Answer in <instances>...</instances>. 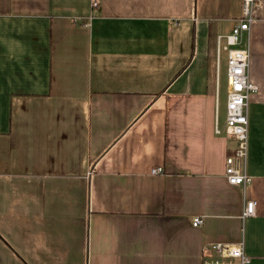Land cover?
I'll list each match as a JSON object with an SVG mask.
<instances>
[{
    "label": "crops",
    "instance_id": "1",
    "mask_svg": "<svg viewBox=\"0 0 264 264\" xmlns=\"http://www.w3.org/2000/svg\"><path fill=\"white\" fill-rule=\"evenodd\" d=\"M253 14L244 189L215 133L216 37L242 0H0V264H200L240 240L264 264V0Z\"/></svg>",
    "mask_w": 264,
    "mask_h": 264
},
{
    "label": "built area",
    "instance_id": "2",
    "mask_svg": "<svg viewBox=\"0 0 264 264\" xmlns=\"http://www.w3.org/2000/svg\"><path fill=\"white\" fill-rule=\"evenodd\" d=\"M100 0H90V7L97 9ZM256 0H242V15L232 27L230 33L216 37L217 62L221 52L226 54V103L225 123L221 130L216 125L215 133L233 141L234 148L225 159L224 176L229 185H239L246 188L251 178L245 173L248 152V118L247 110L252 94L258 87L250 80V51L246 47H238L243 33H249L251 24L255 21L253 10ZM152 175L162 174L160 168H152ZM255 215V202L247 200L241 213V219ZM193 227L203 224L202 217L192 218ZM251 258L246 254L244 243H211L202 247L200 264H250Z\"/></svg>",
    "mask_w": 264,
    "mask_h": 264
},
{
    "label": "rangeland",
    "instance_id": "3",
    "mask_svg": "<svg viewBox=\"0 0 264 264\" xmlns=\"http://www.w3.org/2000/svg\"><path fill=\"white\" fill-rule=\"evenodd\" d=\"M226 55L224 52H222L221 59H220V88H221V94H220V110H221V120L223 119V110L225 108V88H226V78H225V69H226Z\"/></svg>",
    "mask_w": 264,
    "mask_h": 264
}]
</instances>
